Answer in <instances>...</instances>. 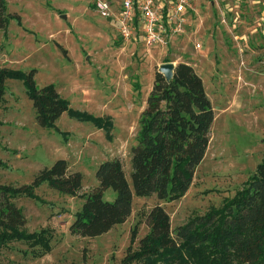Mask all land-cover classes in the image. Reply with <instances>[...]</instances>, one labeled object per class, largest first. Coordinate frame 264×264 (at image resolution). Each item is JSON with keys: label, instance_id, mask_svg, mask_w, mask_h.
<instances>
[{"label": "rangeland", "instance_id": "rangeland-1", "mask_svg": "<svg viewBox=\"0 0 264 264\" xmlns=\"http://www.w3.org/2000/svg\"><path fill=\"white\" fill-rule=\"evenodd\" d=\"M193 6L183 34L148 48L123 41L91 0H5L9 16L0 28V70L36 69V85L53 84L68 109L56 129L41 127L23 80L5 78L0 183L28 184L58 158L83 179L77 196L44 182L34 190L39 199H13L25 216V232L47 229L52 248L35 257L27 243L10 241L0 248V264H118L132 229L137 228L133 248L147 233L146 215L155 204L169 214L174 231L192 216L220 207L254 172L264 155V0H194ZM165 60L194 68L214 110L207 152L190 188L173 201L133 196L130 215L107 233L72 235L68 227L83 196L98 184L95 170L102 161L120 159L130 180L139 115ZM72 112L107 125L96 127ZM103 195L113 200L115 192L106 189Z\"/></svg>", "mask_w": 264, "mask_h": 264}, {"label": "trees", "instance_id": "trees-1", "mask_svg": "<svg viewBox=\"0 0 264 264\" xmlns=\"http://www.w3.org/2000/svg\"><path fill=\"white\" fill-rule=\"evenodd\" d=\"M5 9V0H0V28L7 24ZM35 73L36 69L0 70V104L5 78H21L37 124L56 129V120L68 109L67 102L53 84L38 87ZM72 115L96 127L107 125L94 115ZM214 118L203 80L189 63H177L169 80L156 71L139 115L136 143L130 150V180L120 159L102 161L95 170L98 184L83 196L69 232L81 237L107 233L130 215L133 196L155 194L167 201L183 197L207 152ZM82 179L81 172H70L68 162L58 158L28 184L0 183V248L10 241H23L33 248L35 257L49 252L51 234L47 229L26 233L25 216L13 199H39L34 190L44 182L61 193L77 196ZM106 189L115 192L113 200L104 199ZM146 222L148 231L136 248L137 228L132 229L129 246L118 264H264V155L242 188L223 199L220 207L192 216L172 231L169 214L155 204Z\"/></svg>", "mask_w": 264, "mask_h": 264}, {"label": "built area", "instance_id": "built-area-1", "mask_svg": "<svg viewBox=\"0 0 264 264\" xmlns=\"http://www.w3.org/2000/svg\"><path fill=\"white\" fill-rule=\"evenodd\" d=\"M194 0H91L123 41L148 48L166 45L185 32Z\"/></svg>", "mask_w": 264, "mask_h": 264}, {"label": "water", "instance_id": "water-1", "mask_svg": "<svg viewBox=\"0 0 264 264\" xmlns=\"http://www.w3.org/2000/svg\"><path fill=\"white\" fill-rule=\"evenodd\" d=\"M64 17V15H62ZM175 65L171 62L163 63L159 66V72L163 74V76L169 80L172 78L173 70Z\"/></svg>", "mask_w": 264, "mask_h": 264}]
</instances>
